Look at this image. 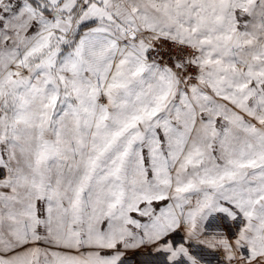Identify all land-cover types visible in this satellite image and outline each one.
Masks as SVG:
<instances>
[{"label":"snow or ice","instance_id":"obj_1","mask_svg":"<svg viewBox=\"0 0 264 264\" xmlns=\"http://www.w3.org/2000/svg\"><path fill=\"white\" fill-rule=\"evenodd\" d=\"M0 264H264V0H0Z\"/></svg>","mask_w":264,"mask_h":264}]
</instances>
